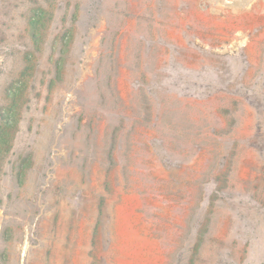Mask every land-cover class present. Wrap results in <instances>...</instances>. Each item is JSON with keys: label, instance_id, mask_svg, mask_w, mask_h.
I'll return each mask as SVG.
<instances>
[{"label": "rangeland", "instance_id": "1", "mask_svg": "<svg viewBox=\"0 0 264 264\" xmlns=\"http://www.w3.org/2000/svg\"><path fill=\"white\" fill-rule=\"evenodd\" d=\"M0 264H264V0H0Z\"/></svg>", "mask_w": 264, "mask_h": 264}, {"label": "trees", "instance_id": "2", "mask_svg": "<svg viewBox=\"0 0 264 264\" xmlns=\"http://www.w3.org/2000/svg\"><path fill=\"white\" fill-rule=\"evenodd\" d=\"M41 18L42 16L39 13H35L34 21L32 22L39 21Z\"/></svg>", "mask_w": 264, "mask_h": 264}]
</instances>
